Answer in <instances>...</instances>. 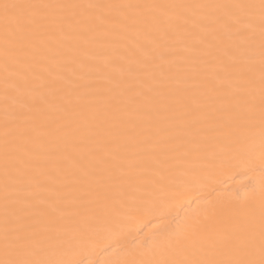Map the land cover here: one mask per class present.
<instances>
[{"label":"snow or ice","instance_id":"snow-or-ice-1","mask_svg":"<svg viewBox=\"0 0 264 264\" xmlns=\"http://www.w3.org/2000/svg\"><path fill=\"white\" fill-rule=\"evenodd\" d=\"M128 33L135 66L106 63L112 72L93 78L89 49ZM209 57L217 72L190 94L184 85ZM68 69L69 92L43 91ZM0 71V264H84L65 257L93 221L163 212L182 189L230 169L257 173L258 188L178 226L154 247L165 258L146 264H264V0H0ZM92 144L99 171L74 164L80 187L63 196L81 218L69 227L41 194L59 189L39 161Z\"/></svg>","mask_w":264,"mask_h":264},{"label":"bare ground","instance_id":"bare-ground-1","mask_svg":"<svg viewBox=\"0 0 264 264\" xmlns=\"http://www.w3.org/2000/svg\"><path fill=\"white\" fill-rule=\"evenodd\" d=\"M15 2V0H12ZM81 3H173V2H198V0H79ZM208 2V0H202ZM215 2L228 3L231 0H215ZM135 34L128 33L126 36L117 38L109 44L94 45L89 49V55L94 59L85 62L94 65L90 71L93 78H100L112 69L106 68V63L123 66L125 69L129 64L135 66L138 54L133 39ZM256 63H259V37L255 41ZM77 68L76 65H72ZM40 69L37 67L36 69ZM59 71V69H56ZM78 70V68H77ZM201 72L198 82H187L190 94L201 95L213 75L217 72L216 61L211 57L207 58L206 64L199 65ZM117 73L113 72V75ZM124 78L134 81L138 77H133L124 73ZM71 69L60 73V78L50 81L49 87L43 89L47 94H51L55 89H61L62 93L69 92L73 85L71 81ZM38 83V82H32ZM3 89V73L0 71V91ZM3 97L0 95V119H2ZM141 122L137 121L138 126ZM97 145H89L88 148L72 152L70 156H65L61 152H56L48 157H42L39 163L46 165L47 172L57 179L56 184L47 185L56 191H43L41 194L52 201V208L65 209V220L69 227L80 221V217L73 215V206L68 205L63 200V196L68 191H73L80 187L79 184H72L71 177L79 175V169L74 164L86 167L91 171H99L97 162L89 156V151L95 149ZM120 156L128 155L122 148L118 150ZM121 163H124L121 161ZM126 166V165H125ZM113 174L119 176V168L113 169ZM180 174L175 177L176 183L182 181ZM3 174L0 170V183ZM260 176L246 169L223 170L216 174L215 178L207 183L196 185L195 187L183 191L181 195L170 199L163 212L151 213L143 212L132 215H120L116 222H112L109 217L101 216L92 222L91 227H85V235L80 238L66 257L76 261H83L84 264H141V262L157 261L164 259L158 252L154 251L155 246H163L172 233L178 230V226L188 223L204 215L210 208L217 210H229L238 203V197H244L250 193L253 187L259 186ZM139 194V193H138ZM52 209H49L51 212ZM123 211V210H122Z\"/></svg>","mask_w":264,"mask_h":264}]
</instances>
